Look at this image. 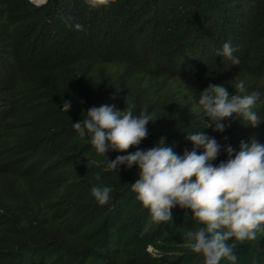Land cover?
<instances>
[{
    "label": "trees",
    "instance_id": "obj_1",
    "mask_svg": "<svg viewBox=\"0 0 264 264\" xmlns=\"http://www.w3.org/2000/svg\"><path fill=\"white\" fill-rule=\"evenodd\" d=\"M228 41L238 65L216 55ZM241 80L246 92L237 94L260 93L253 110L262 122L253 128L234 118L222 121L230 124L223 133L203 129L200 92L217 84L235 95ZM102 104L147 109L156 119L147 138L128 152L98 154L73 123ZM197 131L236 151L241 140L264 143V0H115L99 8L0 0V264H203L186 246V233L202 226L190 211L176 206L172 221L156 223L131 188L138 167L107 170L108 158L163 138L182 155ZM226 159L222 150L210 163ZM94 185L112 188L106 205L92 196ZM229 243L236 264H264V233Z\"/></svg>",
    "mask_w": 264,
    "mask_h": 264
},
{
    "label": "clouds",
    "instance_id": "obj_2",
    "mask_svg": "<svg viewBox=\"0 0 264 264\" xmlns=\"http://www.w3.org/2000/svg\"><path fill=\"white\" fill-rule=\"evenodd\" d=\"M42 6L47 0H30ZM115 0H85L90 8L108 6ZM74 18L65 22L76 31H84V26ZM238 48L231 41L225 42L216 55L238 65L240 60L234 55ZM236 94L231 95L223 85L210 84L200 92L199 115L204 128L223 133L230 124L222 121L242 118L251 127L262 121L253 110L260 99L258 91L245 93L243 80L235 86ZM71 101L63 102L62 111L68 112ZM156 119L147 111L134 114L132 106L117 110L115 105L102 104L87 110L85 118L73 123L80 137L88 136L91 145L101 155L111 149L128 152L139 146L148 136L147 125ZM191 150L185 148L177 154L172 147L163 146L161 139L157 146L147 150L139 149L126 155H117L107 162V170L119 171L121 165L131 169L138 167V178L131 184L136 199L149 210L156 223L172 221V209L179 206L190 211L198 225L194 231L186 233V246L194 253L202 254L203 264H220L226 258L236 264L233 238L238 241L255 240L258 233H264V143L256 139L240 141L239 151L231 144L222 145L214 136L203 131L188 132ZM227 140V137H224ZM203 148V152L198 150ZM227 159L213 165L221 151ZM97 180L100 179L99 174ZM112 188L94 185L91 194L99 205H106Z\"/></svg>",
    "mask_w": 264,
    "mask_h": 264
}]
</instances>
